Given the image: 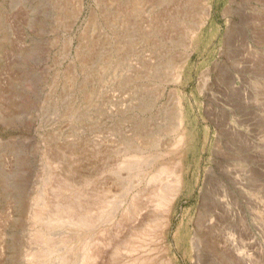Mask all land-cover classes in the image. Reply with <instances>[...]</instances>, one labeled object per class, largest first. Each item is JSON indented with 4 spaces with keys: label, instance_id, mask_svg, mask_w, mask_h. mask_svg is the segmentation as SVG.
I'll use <instances>...</instances> for the list:
<instances>
[{
    "label": "bare ground",
    "instance_id": "bare-ground-1",
    "mask_svg": "<svg viewBox=\"0 0 264 264\" xmlns=\"http://www.w3.org/2000/svg\"><path fill=\"white\" fill-rule=\"evenodd\" d=\"M59 3L51 5L55 29ZM205 3L199 30L211 21L212 40L218 33L213 0ZM140 5L132 4V11ZM47 18L39 0H0V126L34 132L43 143L41 164L30 171L25 154L39 142L15 133L0 139V151L12 145L21 152L5 160L0 154V264H220L219 102L212 106L213 119L201 104L216 133L211 139L210 128L201 129L200 150L199 122L179 92L166 127L154 134L133 129L116 148L112 144L107 161L91 169L84 146H59L60 60L58 54L48 60L39 41ZM50 45L56 48V40ZM189 63L186 58L182 66L168 65L174 82L186 84ZM226 126L232 134L242 131L235 120ZM237 177L231 178L236 184ZM192 201L196 204L180 211L182 202ZM233 252L240 264H251L249 252L238 247Z\"/></svg>",
    "mask_w": 264,
    "mask_h": 264
},
{
    "label": "rangeland",
    "instance_id": "rangeland-1",
    "mask_svg": "<svg viewBox=\"0 0 264 264\" xmlns=\"http://www.w3.org/2000/svg\"><path fill=\"white\" fill-rule=\"evenodd\" d=\"M196 1L60 0L55 29L53 0H39V8L46 6L48 11L39 41L48 60L56 54L60 60L59 146L71 142L84 146L90 167L95 168L133 129L154 134L166 127L181 92L185 106L192 107L190 116L199 122L200 150L201 129L209 127L211 139L216 133L213 121L202 116L201 104L213 119L212 106L219 102L220 264H240L233 252L237 247L249 252L251 264H264V0H213L218 33L212 40L211 21L199 30L206 0ZM136 2L142 9L132 11ZM53 39L56 48L50 45ZM186 58L189 77L180 85L173 81L169 66H182ZM119 77L130 82L119 84ZM234 120L240 134L226 132ZM137 122L144 124L138 128ZM14 133L39 142L25 154L30 171L38 170L43 147L39 135L0 126L1 140ZM13 147L0 151L4 160L21 154L18 146ZM60 152L69 155L64 148ZM208 158L207 151L205 161ZM237 176L236 184L231 178ZM195 204L182 202L180 211Z\"/></svg>",
    "mask_w": 264,
    "mask_h": 264
}]
</instances>
